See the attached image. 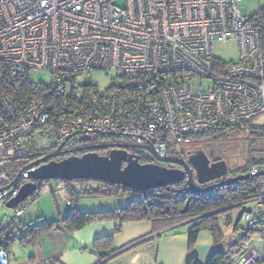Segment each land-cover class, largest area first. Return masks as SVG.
<instances>
[{"label": "built area", "instance_id": "2783aa9c", "mask_svg": "<svg viewBox=\"0 0 264 264\" xmlns=\"http://www.w3.org/2000/svg\"><path fill=\"white\" fill-rule=\"evenodd\" d=\"M228 40L238 44L236 61L212 54L214 42ZM95 70L114 73L107 88L92 82ZM3 74L28 88L0 93V188L19 171L8 162H31L22 142L37 130L53 131L58 143L78 131L181 157L182 145L220 128L246 132L264 114V7L250 15L239 0H0ZM29 169L0 201L17 195ZM263 169L264 161L249 172ZM46 182L35 181L40 192L50 190ZM64 186L58 179L55 188ZM27 204L13 207L8 226ZM262 214L259 202L242 216L255 225ZM252 251L239 264H252L244 262Z\"/></svg>", "mask_w": 264, "mask_h": 264}, {"label": "trees", "instance_id": "16d2710c", "mask_svg": "<svg viewBox=\"0 0 264 264\" xmlns=\"http://www.w3.org/2000/svg\"><path fill=\"white\" fill-rule=\"evenodd\" d=\"M26 83V79H23L22 82L12 85L5 74L0 75V93L9 94L14 91H26L28 88ZM241 135L249 136L250 138L252 136L262 137L264 135V122L252 124L246 132L220 128L205 134L202 141L222 140L228 137L238 138ZM112 139L115 140L116 137L96 135L95 141L98 144L106 143ZM58 144L56 142L50 149H37L30 153L25 152V154L28 153L29 155L27 156L32 161L45 154V151L56 148ZM201 150H204V148L191 149L187 153ZM107 152L108 149L104 148L97 151L99 154H107ZM82 153L84 152H80L79 154ZM185 154L183 153L181 156L183 157ZM212 158L214 160L220 159L214 156ZM139 161L145 163L150 160L146 158L142 159L139 156ZM263 161L256 162L253 159H249L241 167L229 170L227 175L231 177L239 173H249L250 167L253 164ZM18 162L16 161L15 163ZM23 164L20 163L19 166L22 167ZM89 181L91 182L93 179L64 180V194L69 205L64 215H59L50 221L38 217L35 223L30 222L23 225L25 226L24 229L18 227V230L15 232H13V229L17 227L16 224L12 226V229H10V226H7V229L10 227L9 231L0 227V238L4 235L3 240L0 241V249L4 250L8 255L13 243L18 242L22 245L30 244L36 238L50 230H62L66 234H70L93 222L113 220L117 222L113 231L96 237L92 243L93 249L91 250L97 256L93 264H108L113 257L124 250L114 249L111 246L114 234L120 231L123 223L130 221H148L151 223V233L155 234L154 236H159L161 232L170 227L185 223L187 226L186 234L188 245L185 264H202L197 253L194 251L198 234L202 230H208L213 240V249L204 264H238L240 258L248 251L244 243L255 235L264 234V175L243 178L230 184L213 187L205 191L189 190L186 178L175 183L147 190L125 188L119 184L106 183L98 180H95L97 183L91 184ZM40 194V185L38 184L36 190L31 195L35 200ZM93 196H124L129 200L125 206L110 210L95 212L81 210L78 206L79 199ZM252 200L261 202L263 218L255 225H248L246 221L247 226L242 227L243 231L240 232L239 238L235 242L227 244L228 240L220 228L219 218L225 216L226 220H229L230 213L233 210L242 208L246 202ZM245 211L248 210H243V212ZM143 237L131 243L128 248L135 247L148 240ZM261 245V251L258 252V258L254 260V264H264V242ZM51 259L59 261L58 257ZM0 264L2 263L0 262Z\"/></svg>", "mask_w": 264, "mask_h": 264}, {"label": "crops", "instance_id": "0c3cea01", "mask_svg": "<svg viewBox=\"0 0 264 264\" xmlns=\"http://www.w3.org/2000/svg\"><path fill=\"white\" fill-rule=\"evenodd\" d=\"M55 186L54 190L60 193ZM49 187L51 192H55L51 186ZM62 192L64 194V191ZM63 199L65 202L59 215H64L68 210L66 196ZM128 200L124 196L82 197L78 201V206L83 211L95 212L123 207ZM258 203V200L246 202L242 208L235 209L230 213L229 220H226L225 216L219 218L220 228L228 240L227 244L235 242L239 238L240 232L243 231L242 227L247 226L246 220L242 216L243 210H252ZM38 217L42 216H37V219ZM116 224L117 222L113 220L93 222L70 234H66L62 230H50L30 244L19 243L20 247L17 248L14 246L15 242L11 246L10 253L6 254V262L7 264H47L51 258L58 257L63 264H93L97 259L96 254L91 252L94 239L113 231ZM10 227H8V231L12 229V226ZM186 229L187 226L183 223L173 229H166L159 236H154L155 234L151 233V223L148 221L125 222L120 231L114 234L111 242L112 248L124 250L113 257L108 264H185L188 253ZM17 230L18 227H15L13 232ZM141 237L148 240L128 248L131 243ZM256 238L257 235L244 243L247 250L261 251V242ZM212 249L211 233L208 230L200 231L194 251L202 264L207 261Z\"/></svg>", "mask_w": 264, "mask_h": 264}, {"label": "water", "instance_id": "95a60500", "mask_svg": "<svg viewBox=\"0 0 264 264\" xmlns=\"http://www.w3.org/2000/svg\"><path fill=\"white\" fill-rule=\"evenodd\" d=\"M76 131L57 147L19 169L14 178L0 188V190L14 188L17 185L19 176L25 168L29 169V179L18 187V193L11 200L6 202L7 207H14L23 202L37 188L35 181L49 179L83 180L93 179L106 183L119 184L125 188L136 190H147L186 178L187 187L191 191H205L213 187L230 184L243 178L264 175V169L256 173H241L235 176L226 177L228 166L224 160L211 159L205 151L188 152L187 157L180 156H159L151 144L136 145L124 142H106L88 145L80 148L61 150L63 145L78 134ZM81 133V132H80ZM80 141H88L90 135H81ZM128 147L144 149L160 163L139 161V155L131 153ZM107 148V154H99L96 151H87L80 155L70 154L61 159H53L62 154L74 152L79 149ZM161 163L176 164L178 167H171ZM223 178V179H221ZM218 179H221L217 181ZM209 185L206 183L212 182ZM183 224V223H181ZM180 225V224H178ZM168 229H173L176 226Z\"/></svg>", "mask_w": 264, "mask_h": 264}, {"label": "rangeland", "instance_id": "374dc122", "mask_svg": "<svg viewBox=\"0 0 264 264\" xmlns=\"http://www.w3.org/2000/svg\"><path fill=\"white\" fill-rule=\"evenodd\" d=\"M239 4L240 6H245L247 13L252 15L257 12L258 7H264V0H239ZM212 54L214 57L220 58L223 61H236L239 57L238 44L235 40H228L226 42H214L212 46ZM48 76L49 75L47 72H40L37 75L39 80H46ZM112 77H114L113 72L95 70L94 72H92L91 80L101 90H103L110 85ZM262 122H264V114L259 116L254 124ZM22 143L25 152L28 153L37 149L46 150L50 149V147L56 144V136L51 130H37L29 137L24 139ZM182 148H184L185 150L204 148V150L201 151H206L211 159H213V156L218 157L226 162L229 170H234L244 165L249 159H253L256 162L264 160V135L260 138L254 136L250 138L249 136L246 137L245 135H241V137L238 138L228 137L227 139L222 140H209L206 142L202 141L190 145H182ZM28 153H26V155H29ZM145 153L147 154V152ZM20 163L22 162H8L6 165V169H13L17 172L21 168L19 166ZM57 180L58 179H49L46 183L47 185L51 186L52 190H54V186L57 183ZM20 182L21 181H19V183ZM89 183L95 184L97 182L93 180L91 182L89 181ZM60 193L58 191L51 192V190H43L40 196L35 200L33 199L32 195H29L26 199L28 204L26 205L23 214L20 215L15 221L16 226L24 228L25 226L23 225L28 224L31 221L32 223H35L38 220L37 216H42L43 219L48 221L57 218L59 213L62 211L61 207L65 202V200L63 199V197H65L63 196V192L60 191ZM5 204L6 202L0 201V221L8 226L9 217L13 215V207H7ZM19 204L20 206H23V202H20ZM14 246L15 248H17L20 247V244L16 242ZM246 257H248V261H253L254 259L258 258V253L256 251H252Z\"/></svg>", "mask_w": 264, "mask_h": 264}, {"label": "flooded vegetation", "instance_id": "af4514ba", "mask_svg": "<svg viewBox=\"0 0 264 264\" xmlns=\"http://www.w3.org/2000/svg\"><path fill=\"white\" fill-rule=\"evenodd\" d=\"M79 136H81L80 134H77L76 136H73V138H71L70 140H68L66 143H65V145H63V147L61 148V150H66V149H73V148H80V147H84V146H88V145H93V144H97V142L95 141V138H96V134H92V135H90V139L88 140V141H80L78 138H79ZM75 141V142H74ZM113 141H119L120 142V140H114V139H112V140H109L108 142H113ZM55 149V148H54ZM54 149H51V150H47V151H45V154L46 153H49V152H51V151H53ZM99 149H102V148H91V149H82V150H79V149H77V150H75L74 152H71V153H67V154H62V155H60V156H57V157H54L53 159H56V160H58V159H61V158H63V157H65V156H67L68 154L70 155V154H77V155H80L79 153L80 152H87V151H91V150H93V151H98ZM105 149V148H104ZM107 149V148H106ZM127 150L129 151V152H131V153H136V154H138L139 156H141V158L142 159H144V158H146V159H148V160H150L149 162H156V163H160V162H157L152 156H151V154L149 153V152H147L146 150H144V149H137V148H132V147H128L127 148ZM145 152H147V154L145 153ZM195 152V151H194ZM187 154L188 153H186L183 157H187ZM44 155V154H43ZM40 157V156H39ZM161 164H163V165H170V164H168V163H161ZM171 166L172 167H178L176 164H171ZM228 171H229V169H228ZM240 174V173H239ZM238 175V174H237ZM227 177H230V176H226L225 178H227ZM221 179H223V178H221ZM221 179H218L217 181H219V180H221ZM214 181H212V182H209V183H206V184H204V186L205 185H208V184H211V183H213Z\"/></svg>", "mask_w": 264, "mask_h": 264}, {"label": "bare ground", "instance_id": "6f19581e", "mask_svg": "<svg viewBox=\"0 0 264 264\" xmlns=\"http://www.w3.org/2000/svg\"><path fill=\"white\" fill-rule=\"evenodd\" d=\"M247 258H248V257H246V258H245L244 262H246V261H247ZM241 264H243V263H241Z\"/></svg>", "mask_w": 264, "mask_h": 264}]
</instances>
